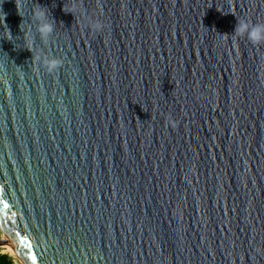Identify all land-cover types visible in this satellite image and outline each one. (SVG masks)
<instances>
[{"label": "water", "instance_id": "95a60500", "mask_svg": "<svg viewBox=\"0 0 264 264\" xmlns=\"http://www.w3.org/2000/svg\"><path fill=\"white\" fill-rule=\"evenodd\" d=\"M242 20L264 0H0L22 264H264V42Z\"/></svg>", "mask_w": 264, "mask_h": 264}, {"label": "clouds", "instance_id": "9594fccd", "mask_svg": "<svg viewBox=\"0 0 264 264\" xmlns=\"http://www.w3.org/2000/svg\"><path fill=\"white\" fill-rule=\"evenodd\" d=\"M38 19L41 20V23L38 24V31L46 38L52 32L53 25L44 20V14L42 12L38 13ZM235 33L239 36H246L253 43L264 42V24L250 25L247 21L242 20L235 27ZM47 64L49 71L54 72L61 65V61L53 58Z\"/></svg>", "mask_w": 264, "mask_h": 264}, {"label": "rangeland", "instance_id": "374dc122", "mask_svg": "<svg viewBox=\"0 0 264 264\" xmlns=\"http://www.w3.org/2000/svg\"><path fill=\"white\" fill-rule=\"evenodd\" d=\"M2 236H3V232L0 227V238H2ZM0 254H7L15 264H22L19 258H17L13 252L6 250L5 247L4 248L0 247Z\"/></svg>", "mask_w": 264, "mask_h": 264}, {"label": "bare ground", "instance_id": "6f19581e", "mask_svg": "<svg viewBox=\"0 0 264 264\" xmlns=\"http://www.w3.org/2000/svg\"><path fill=\"white\" fill-rule=\"evenodd\" d=\"M3 232V231H2ZM2 238L6 241V243H7V245L6 246H4L5 247V249L6 250H8V251H10V252H13L14 254H15V256L17 257V258H19L18 256H17V254L15 253V250H14V248H13V246H12V244H11V242H10V240L8 239V237L6 236V234L3 232V236H2ZM3 247V248H4ZM20 260V259H19Z\"/></svg>", "mask_w": 264, "mask_h": 264}, {"label": "trees", "instance_id": "16d2710c", "mask_svg": "<svg viewBox=\"0 0 264 264\" xmlns=\"http://www.w3.org/2000/svg\"><path fill=\"white\" fill-rule=\"evenodd\" d=\"M0 264H15L7 254H0Z\"/></svg>", "mask_w": 264, "mask_h": 264}]
</instances>
